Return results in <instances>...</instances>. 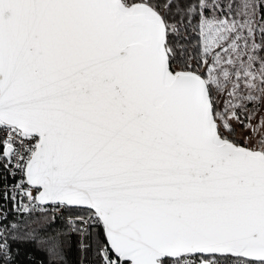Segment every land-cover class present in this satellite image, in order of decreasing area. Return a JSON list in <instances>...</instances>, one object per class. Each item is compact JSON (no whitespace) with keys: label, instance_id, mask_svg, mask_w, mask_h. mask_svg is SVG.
I'll use <instances>...</instances> for the list:
<instances>
[{"label":"snow or ice","instance_id":"1","mask_svg":"<svg viewBox=\"0 0 264 264\" xmlns=\"http://www.w3.org/2000/svg\"><path fill=\"white\" fill-rule=\"evenodd\" d=\"M0 264H264V0H0Z\"/></svg>","mask_w":264,"mask_h":264}]
</instances>
